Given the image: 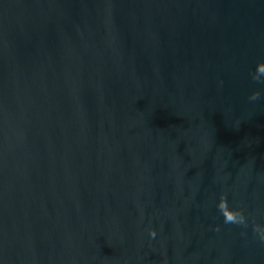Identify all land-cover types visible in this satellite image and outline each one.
Instances as JSON below:
<instances>
[{"label":"water","instance_id":"water-1","mask_svg":"<svg viewBox=\"0 0 264 264\" xmlns=\"http://www.w3.org/2000/svg\"><path fill=\"white\" fill-rule=\"evenodd\" d=\"M259 62L264 0H0V264H264Z\"/></svg>","mask_w":264,"mask_h":264},{"label":"clouds","instance_id":"clouds-1","mask_svg":"<svg viewBox=\"0 0 264 264\" xmlns=\"http://www.w3.org/2000/svg\"><path fill=\"white\" fill-rule=\"evenodd\" d=\"M252 79L256 83L264 84V62L257 63L254 72H252ZM260 95L261 93L259 91H254L249 96V100L256 101L260 98ZM217 207L223 216L224 223L247 226V220L243 210L239 208H230L226 196H221ZM254 231L259 235L261 240H264V227L255 225ZM149 234L154 237L156 232L153 229H149Z\"/></svg>","mask_w":264,"mask_h":264}]
</instances>
